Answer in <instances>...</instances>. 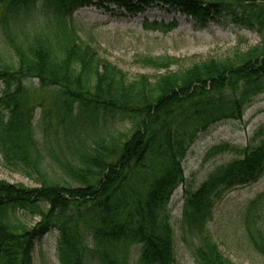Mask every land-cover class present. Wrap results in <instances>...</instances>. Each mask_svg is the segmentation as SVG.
<instances>
[{"label": "trees", "instance_id": "trees-1", "mask_svg": "<svg viewBox=\"0 0 264 264\" xmlns=\"http://www.w3.org/2000/svg\"><path fill=\"white\" fill-rule=\"evenodd\" d=\"M90 6L130 15L160 6L202 26L228 17L263 41L235 59L206 61L153 83L145 77L128 80L98 58L72 25L73 11ZM32 10L52 16L39 32L29 33L22 29ZM0 36L12 54L11 61L0 55V158L37 184L0 182V264H33L35 243L49 232L57 234L59 264H174L175 232L166 211L184 183L187 151L199 134L223 121H239L264 95V0H0ZM144 63L167 69L173 61L145 58ZM35 97L41 108L51 101L41 114L40 139L28 103ZM114 125L127 129L113 136L108 131ZM102 130L87 143L88 133ZM258 134L259 144L241 158L219 167L195 190H183L179 236L196 264H233L208 224L226 193L264 175V127ZM50 136L63 142L64 153L42 148ZM255 198L247 212V227H253L247 236L264 258L258 225L264 192ZM18 214L38 221L27 228Z\"/></svg>", "mask_w": 264, "mask_h": 264}, {"label": "rangeland", "instance_id": "rangeland-1", "mask_svg": "<svg viewBox=\"0 0 264 264\" xmlns=\"http://www.w3.org/2000/svg\"><path fill=\"white\" fill-rule=\"evenodd\" d=\"M48 14H31L26 18L28 24L23 31L39 32L46 24ZM71 23L83 41L89 42L98 58L115 66L125 73L128 80L145 77L153 83L166 73L174 74L187 70L193 65L206 61H223L259 49L261 36L247 30L239 22L221 17L206 25L197 24L192 18L180 12L160 6H152L137 15L126 14L124 10L110 6L109 9L90 6L78 8L71 15ZM20 35V30L17 29ZM21 36V35H20ZM0 55L11 61L12 54L0 36ZM169 58L173 63L167 69H155L144 63L145 58ZM1 90V88H0ZM38 97L29 99L34 107L33 128L35 136L42 138L41 114L48 110L51 101L38 107ZM52 122L54 119L52 117ZM264 127V95L258 96L248 105L239 121H223L211 126L197 136L182 162L184 183L176 188L168 201L166 216L175 232L174 264H196L190 250L180 240L179 222L183 207V190H195L211 173L234 159L242 157V152L259 144L262 136L258 134ZM54 128H56L54 126ZM126 126L114 125L108 133L117 136ZM104 132L88 133V140ZM86 137V136H85ZM42 142V148H51L53 155L64 153L63 142H54L53 137ZM46 161L52 164L48 152ZM54 173L59 174L52 164ZM0 182L19 184L27 188L37 184L3 166L0 158ZM264 192V175L256 182L236 187L226 193L215 204L213 220L208 230L222 254L233 264H264V258L252 247L247 229L246 217L250 203ZM17 218L27 228L38 221L35 217L18 214ZM259 227L264 232V207L260 212ZM56 232H49L35 243L33 264H59L56 256ZM134 254V253H133ZM134 255L130 257L134 259Z\"/></svg>", "mask_w": 264, "mask_h": 264}]
</instances>
